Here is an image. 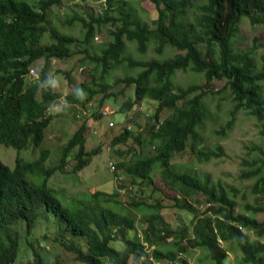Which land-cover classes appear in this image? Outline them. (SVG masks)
I'll return each mask as SVG.
<instances>
[{
	"label": "trees",
	"instance_id": "obj_1",
	"mask_svg": "<svg viewBox=\"0 0 264 264\" xmlns=\"http://www.w3.org/2000/svg\"><path fill=\"white\" fill-rule=\"evenodd\" d=\"M149 1L156 11L154 28L139 25L127 10L128 0H117L120 7L115 12L106 9L102 16L88 20L75 16L67 22L69 26L75 21L81 25L82 39L51 29L48 41L42 43L51 27L50 10L60 0H0V145L39 152L32 161L17 156L12 169L0 161V264H16L24 246L31 255L27 264H47L40 243L49 237H33L38 223H50L56 229L51 241L81 264H190L186 256L192 250L206 253L213 264H225L226 251L220 246L225 243H231L241 254L235 264H264V240L252 241L245 233L248 230L258 238L264 237V222L247 215L264 214V204L256 201L264 197V149H259L260 157L254 159L251 169L239 176L242 180L255 179L248 191L256 198L253 205L239 203L235 188L198 177L196 168H176L171 162L187 147L198 163L223 157L218 145L198 150L199 131L209 116L204 102L208 95L224 93L232 104L229 118L216 136L227 137L238 113L243 112L258 123V134L264 139V55L258 62L253 56L256 47L248 51L234 49L242 19L252 26H264V0H198L197 5L195 0ZM106 24L112 27L110 41L99 54L89 52L94 31ZM127 44L135 46L137 55H145L150 45L159 56L165 49L176 53L162 61H137L125 56ZM76 45L83 47L79 51L84 54L81 64L88 61L91 77L99 83L93 82L95 89L83 95L68 97L56 115L48 114L57 105V96L47 81V66L32 81L28 80L29 71L39 60L72 58ZM119 69H139L136 76L121 79L126 87H133L132 97L121 107L122 113L143 100L155 102L157 108L145 119L147 130L136 133L139 154L115 164L114 173L120 171L117 177L126 175L149 186L153 185V170L159 169L162 183L173 193L174 206L191 216L186 228L171 229L160 213L159 203L146 205L133 200L124 209L116 201L117 192H95L87 199L63 204L48 187L55 172H66L64 165L73 150V173L88 166L98 150H85L88 128L83 122L61 148L57 164L47 167L50 153L45 147L46 129L53 119L69 116L71 107H76L73 117L79 119L101 92L104 95L97 103L99 109L106 98L114 96L106 94L110 86L103 82ZM187 70L202 77L203 83L175 88L172 79ZM212 82H223L224 86L213 93L205 89ZM161 113H166L162 120ZM93 116L101 118L97 111ZM144 131L149 135L142 136ZM131 136L124 127L112 144L126 142ZM139 216L146 224L143 237L130 238L128 233L135 230ZM117 242L122 248L113 246ZM161 246L166 248L162 250Z\"/></svg>",
	"mask_w": 264,
	"mask_h": 264
},
{
	"label": "rangeland",
	"instance_id": "obj_2",
	"mask_svg": "<svg viewBox=\"0 0 264 264\" xmlns=\"http://www.w3.org/2000/svg\"><path fill=\"white\" fill-rule=\"evenodd\" d=\"M117 0H110L108 4L105 0H60L58 6H54L50 10L51 27L48 28L42 43L48 41V34L51 29L58 34L68 35L75 39H82L83 31L81 25L75 21L72 26L67 22L73 17H81L88 20L89 17L96 18L102 16L104 10L109 9L115 12L119 9L120 5L115 3ZM128 11L131 12L135 21L139 25H147L151 28L155 27L156 11L154 5L149 0H128ZM198 4V0L194 1ZM108 7V8H107ZM116 14H112L114 16ZM112 29L110 24H106L102 29L94 31V38L91 41L92 49L99 54L109 41V31ZM128 50L125 56H131L137 61H147L156 59L158 61L171 58L175 55V51L165 49L163 55H157L153 47L150 45L145 55H137L135 46L127 44ZM254 49V58L259 62L260 57L264 55V26H252L248 20L242 19L237 34L236 41H234V49L238 51H248ZM82 46H74L73 51H76L72 58L66 60L51 59L48 62L44 60L37 61L32 70L34 75L28 77L32 81L38 78L39 73L43 67L47 66L45 75L47 81L51 83L53 93L57 96V109L53 112L56 115L62 110V104L66 102L68 97H75L83 95L86 91L94 88V83H99L91 77L92 68L88 65V61L82 63L84 58ZM129 72L119 69L111 72V77L107 78L103 84L110 86L106 92L107 95L114 93V96L106 98L103 105L97 109V103L101 100L104 93H97L93 98L94 102L89 104L87 110H83L79 119L73 117L76 107H71L69 116L62 118L57 117L53 119L51 124L46 129L45 134V147L49 150V158L45 165L54 166L60 157L61 148L70 139L74 132L85 122L87 130H85V150L91 151L98 150L97 155L93 156L88 166L83 168L77 173L72 172L74 165L73 154L67 158L64 169L66 172H55V174L48 180V187L53 189L55 196H57L63 204H68L74 199H87L95 192H104L112 194L117 192L119 196L116 201L120 203L123 208H129L131 201H143L146 205L159 203L162 207L160 213L171 229L186 228L189 226L191 216L186 211H180L174 206L172 201L173 193L169 191L162 183L159 169L153 170L152 179L153 185L146 186L139 179L134 182L130 177L124 175L122 172L110 168V165H115L121 160L129 161L132 156H137L140 152V147L135 141V136L138 131L145 129V117L155 112L157 104L149 100L141 101L140 105L132 108L127 113H122L121 107L132 97L133 87H126L121 82L125 76H136L139 69H128ZM99 74H95L98 78ZM117 81H120L116 83ZM28 82V81H27ZM94 82V83H93ZM175 88H186L193 84H202L203 78L192 73L190 70L185 72H178L172 79ZM224 86L223 82H212L205 88L210 92L217 93ZM208 110V119L205 121L200 133V144L198 150L214 149L216 145L222 147L223 157L212 160L209 163H198L195 156L191 153L189 147L186 148L182 154H177L172 159V164L179 168L182 165L196 168L198 177H209L211 181H221L238 191L237 201L241 204L253 205L256 198L248 191L255 182V179H240L239 176L242 172L251 169L254 159L260 157L259 149H264V139L258 134V123L243 112H239L236 117V122L232 130L228 133L227 137L222 138L215 135L228 120L229 111L232 109L229 96L226 94L208 95L204 98ZM97 111L101 118L95 119L94 113ZM102 112L107 115L103 116ZM166 113L159 114L162 120ZM131 121V122H129ZM129 127L132 133L126 142L113 145V140L123 132L124 127ZM142 136L149 135L148 133L141 134ZM39 152L33 149L23 151H16L12 148H6L0 145V161L8 166L10 169L14 167L15 158L17 156L27 161H32L38 157ZM244 194V198L242 195ZM258 202L264 204V197L257 198ZM251 218L264 222V214L247 213ZM38 223L35 228L33 237L42 239V236L49 237L48 240L40 243V250L44 252L47 264H56L58 261L63 264H81L76 262L72 254L65 252L62 247L51 241L56 229L48 223ZM135 230L128 233L130 238L140 237L142 239V230L145 227L143 219L139 216L136 223ZM250 240L263 241L264 237H256L252 232L245 230ZM113 246L120 249L122 244L117 242ZM222 248L226 251L227 258L225 264H235L241 258L240 252L231 243L221 244ZM162 247V246H161ZM22 249L16 264H27L31 261L30 253ZM162 247L161 249H165ZM152 249V248H151ZM186 259L190 264H213L207 259L206 253L199 250L189 251ZM164 261L158 264H168ZM104 264H110L105 261ZM132 264H139L134 261ZM157 264V263H156Z\"/></svg>",
	"mask_w": 264,
	"mask_h": 264
},
{
	"label": "built area",
	"instance_id": "obj_3",
	"mask_svg": "<svg viewBox=\"0 0 264 264\" xmlns=\"http://www.w3.org/2000/svg\"><path fill=\"white\" fill-rule=\"evenodd\" d=\"M34 73H35V72L31 69V70L29 71L28 77H29V76L31 77V75H34ZM55 110H57V109H56L55 107H53V108L49 109L47 113H50V111H55ZM102 114H103V116H106V115H107L106 112H102ZM151 115H152V114L147 115V116L145 117V119H149V118L151 117ZM145 119H144V121H145ZM158 126H159V125H156V126H155V129H156V130H158ZM126 127H127V126H126ZM130 129H131V128H130ZM130 129H129V127H127V130H128V131H129ZM110 168H111L112 170H115L114 165H110ZM167 263L170 264L169 262H167Z\"/></svg>",
	"mask_w": 264,
	"mask_h": 264
}]
</instances>
